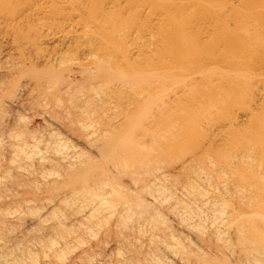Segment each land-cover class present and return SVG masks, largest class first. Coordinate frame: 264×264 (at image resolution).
<instances>
[{
  "label": "bare ground",
  "instance_id": "6f19581e",
  "mask_svg": "<svg viewBox=\"0 0 264 264\" xmlns=\"http://www.w3.org/2000/svg\"><path fill=\"white\" fill-rule=\"evenodd\" d=\"M0 264H264V0H0Z\"/></svg>",
  "mask_w": 264,
  "mask_h": 264
},
{
  "label": "rangeland",
  "instance_id": "374dc122",
  "mask_svg": "<svg viewBox=\"0 0 264 264\" xmlns=\"http://www.w3.org/2000/svg\"><path fill=\"white\" fill-rule=\"evenodd\" d=\"M37 125H38L37 127H41V128L44 126L43 124H41V121H37Z\"/></svg>",
  "mask_w": 264,
  "mask_h": 264
}]
</instances>
